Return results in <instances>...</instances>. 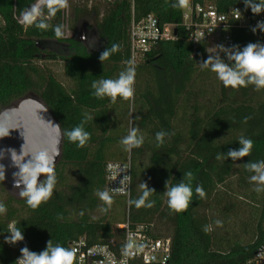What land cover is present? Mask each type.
Returning a JSON list of instances; mask_svg holds the SVG:
<instances>
[{
  "label": "trees",
  "instance_id": "1",
  "mask_svg": "<svg viewBox=\"0 0 264 264\" xmlns=\"http://www.w3.org/2000/svg\"><path fill=\"white\" fill-rule=\"evenodd\" d=\"M220 14L238 9L249 19L243 28L232 27L233 46L264 44V31H251L264 13L255 15L243 0H206ZM175 0L84 1L72 7V23L91 21L98 47H85L82 58L59 57L46 50L47 43L77 44L74 39H57L56 25H63L65 9L40 30L21 23V13L37 0H0V112L26 97H37L49 108L63 133L62 157L54 169L57 183L53 195L38 209L0 181V202L7 207L0 215V264H16L19 247L5 242L11 223L20 228L31 251L41 252L51 240L69 248L80 238L89 245H110L123 238L120 225L145 227L155 238L170 239L169 264H254L264 247V192L253 195L245 168L248 161L264 160V90L254 86L238 90L225 87L200 62L209 55L205 41L191 43L186 31L177 28L178 39L156 45L136 63L134 97L129 100L96 98L93 81L116 79L131 61L129 33L132 22L154 15L161 24L181 26L183 10L174 9ZM46 11V9H45ZM112 44L120 46L102 63L101 53ZM227 62L225 53L219 54ZM62 62V79L48 63ZM84 125L91 134L78 148L65 132ZM245 117L249 119L245 122ZM144 137L142 147L125 151L120 140L130 129ZM168 135L157 147L156 133ZM243 136L254 142L249 156L232 161L217 159L230 149H238ZM130 163L131 193L128 198L113 197L110 210L102 212L97 192L106 190L108 163ZM192 172L193 196L186 211L173 212L167 204L165 183L175 185ZM146 182L155 192L151 208L137 209L129 204L142 195ZM187 183L188 181L185 180ZM201 185L206 197L195 188ZM254 202L256 212L249 205ZM222 221V227L215 221ZM204 226H210L208 233Z\"/></svg>",
  "mask_w": 264,
  "mask_h": 264
},
{
  "label": "clouds",
  "instance_id": "2",
  "mask_svg": "<svg viewBox=\"0 0 264 264\" xmlns=\"http://www.w3.org/2000/svg\"><path fill=\"white\" fill-rule=\"evenodd\" d=\"M246 8H250L251 12L255 15L264 13V0H243ZM190 4V0H175L171 4L174 9L183 10ZM69 7V0H37L28 9L21 13L23 22L28 26H35L40 30H47L50 25L48 20L55 17L56 14ZM46 9V11H45ZM259 29L264 31V21H258L257 25L251 29L255 33ZM57 39L63 38V25H56L53 29ZM118 44H112L110 48L104 50L99 59L101 63L107 60L113 53L119 51ZM219 51L215 55H209L206 60L200 62L201 67L210 69L214 72L217 78L222 82L225 87L239 89L240 87L254 86L255 90H264V44L261 43H248L242 49L236 45L232 48H225L223 45L218 46ZM219 52H224L227 57V62L222 59ZM136 77V69L132 62L119 73L116 79H99L93 81L91 87L94 90L93 95L96 98L103 99L110 98L111 102L115 103L116 99L122 98L129 100L134 97V84ZM36 109L38 110L37 118L42 122L49 125L56 130L57 137H59V125L52 122H46L39 112L47 111L36 102ZM7 115V114H5ZM92 119L91 116L85 114L84 120L64 133L71 143H75L78 148L84 147L91 138V134L85 130L84 125L88 120ZM249 118L245 117V122ZM23 128L21 135L24 137L25 143L22 145L21 151L18 154L14 148L0 150V159H3L5 152L10 153L12 165L18 168V171L13 173L14 187L19 189L18 195L25 199L26 204L33 210L38 209L43 203H47L52 195L57 177L54 171L55 157L59 156V151H49L48 149L30 148L25 151L27 140L25 138L26 129L23 127V122H19L18 126H13L11 120H0V139L10 136V130ZM168 133L160 131L156 133L157 147L164 143V138ZM240 147L238 149H230L223 156L218 154L217 159L230 158L232 161L241 160L250 155L253 149L254 142L243 136L239 139ZM144 137L138 135V129L132 128L129 133L120 140V144L124 147L125 151H131L135 148L142 147ZM25 161L26 157H29ZM113 179L115 180L121 172H126L128 166L123 167L117 165H108ZM245 168L250 173V182H253L256 187L257 193L264 192V160L261 161H248L245 163ZM6 168L0 164V181L4 182ZM44 176L41 181L40 177ZM193 179L192 172L184 174V179L175 185H169V180L165 183L166 191L164 194L167 196V204L171 211L181 213L186 211L193 196L191 180ZM130 180L129 175H124L120 181L121 187L113 189L114 192L122 193L125 191V182ZM185 180L188 182L186 183ZM142 195L135 200H129L130 205H134L137 209L141 207L151 208L154 206V201H150L149 197L154 189H150L146 182L140 185ZM195 193L201 198L206 197V193L201 185H197ZM97 195L103 202L104 207H101L102 212L110 210L114 203L113 196L110 195L108 190L98 191ZM7 207L3 202H0V215L6 214ZM217 226L222 227V221H215ZM211 230L210 226H204L203 231L208 233ZM10 236L6 238L7 243L15 244L24 240L23 232L20 228L13 226L9 230ZM147 244L144 242L136 243L131 237L122 246V255L127 258L134 256L144 251ZM21 257L17 259L16 264H75L76 253L74 250L66 248L61 244H53L51 240L47 241L46 248L37 253L23 247L21 250Z\"/></svg>",
  "mask_w": 264,
  "mask_h": 264
},
{
  "label": "built area",
  "instance_id": "3",
  "mask_svg": "<svg viewBox=\"0 0 264 264\" xmlns=\"http://www.w3.org/2000/svg\"><path fill=\"white\" fill-rule=\"evenodd\" d=\"M249 19L238 9L229 14L218 13L206 0H190L187 8L183 9L181 26L175 24H161L154 15H149L139 22H132L129 39L131 50V61L135 65L150 52L156 45L163 42H172L178 39L177 28L186 31L187 40L191 43L205 41L208 50L212 54L219 51L218 46L225 48L233 47V39L230 34L232 27L243 28L249 25ZM224 52H219V54ZM114 167L119 165L128 166L126 172H121L114 180L108 165ZM124 175H129L130 180L125 182V191L114 192L113 189L121 187L120 181ZM106 190L113 197L128 198L131 193L132 171L128 163H108L105 167ZM14 223L8 227L10 230ZM123 231V238L112 240L110 245L97 244L89 245L85 238H80L71 244L70 249L76 253L75 264H169L172 257V243L170 239L155 238L147 228H131L129 224L118 226ZM136 243L144 242L147 247L143 252L125 258L122 255V246L129 238ZM19 247L17 259L21 257L23 247L31 250L28 241L16 243ZM17 261V260H16ZM254 264H264V247L261 248L253 261Z\"/></svg>",
  "mask_w": 264,
  "mask_h": 264
},
{
  "label": "water",
  "instance_id": "4",
  "mask_svg": "<svg viewBox=\"0 0 264 264\" xmlns=\"http://www.w3.org/2000/svg\"><path fill=\"white\" fill-rule=\"evenodd\" d=\"M81 29L88 30V25L83 24ZM91 34L96 38L95 30L91 31ZM36 102L43 106L47 111L39 112V115L46 121L52 122L53 124L59 125L55 117L49 108L37 97H26L19 100L15 105L10 108H6L0 112V120H11L13 121V126H18L19 122H23V127L26 129L25 138L27 140V145L25 151L30 148L48 149L49 151H59V156L55 157L54 169L60 162L62 157V146H63V133L59 125L60 135L57 137L56 130L51 128L46 123H42L38 118V110L36 109ZM7 114V115H5ZM23 128L10 130V136L0 139V150H6L9 148H14L19 154L22 145L25 143L24 137L21 135ZM30 159L25 158V161ZM0 164H3L6 168V179L4 184L12 189L15 188L13 173L18 171V168L12 165L10 153L5 152L3 159H0ZM44 176L40 177L42 181Z\"/></svg>",
  "mask_w": 264,
  "mask_h": 264
},
{
  "label": "rangeland",
  "instance_id": "5",
  "mask_svg": "<svg viewBox=\"0 0 264 264\" xmlns=\"http://www.w3.org/2000/svg\"><path fill=\"white\" fill-rule=\"evenodd\" d=\"M84 1H88L89 4L91 5V1L94 0H69V7L65 9L64 12V20H63V32H64V36L66 38H71L73 37V35L77 32L78 35H76L77 37L80 34V29L81 26L83 24H78L75 23V25L72 23V19H73V12H72V7L76 6V5H83ZM102 1H112V0H102ZM21 23L23 22V19H21ZM88 25V28H92L93 24L91 21H86V23ZM88 36V35H87ZM48 45L46 46V50H48L49 52L55 53L57 56L59 57H65V58H69V59H73V60H80L82 58V54H83V50L81 47H83L81 44V46H76L74 44H66V45H59L57 43H47ZM93 50H91L92 52ZM48 65L52 68V70H54L55 74L59 77V79H62V72H63V64L62 62H58L57 64H52V63H48ZM19 189L14 191V195L17 198H21L19 195ZM254 193V197L257 199L259 198V193H257L256 191L253 192ZM251 204L249 205V207L251 208V210L253 212H256L255 209V203L254 202H250Z\"/></svg>",
  "mask_w": 264,
  "mask_h": 264
},
{
  "label": "flooded vegetation",
  "instance_id": "6",
  "mask_svg": "<svg viewBox=\"0 0 264 264\" xmlns=\"http://www.w3.org/2000/svg\"><path fill=\"white\" fill-rule=\"evenodd\" d=\"M92 28H88V30L80 29V34L77 37V32L71 37L77 44H81L88 51H94L95 48L98 47L97 39L91 34ZM88 35V36H87Z\"/></svg>",
  "mask_w": 264,
  "mask_h": 264
}]
</instances>
